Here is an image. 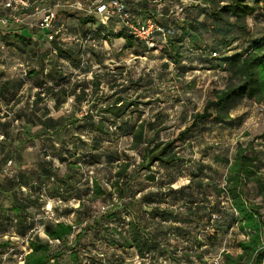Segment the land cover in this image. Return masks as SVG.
Listing matches in <instances>:
<instances>
[{
	"label": "rangeland",
	"instance_id": "1",
	"mask_svg": "<svg viewBox=\"0 0 264 264\" xmlns=\"http://www.w3.org/2000/svg\"><path fill=\"white\" fill-rule=\"evenodd\" d=\"M102 1L110 0H54L57 15L55 28H62V31L57 34L53 32L54 38L51 39L49 35L52 32L47 30V60L42 58V70L47 68V73L41 74V69L38 72L35 68L36 65L41 67V59H31V51L21 58L18 72H0V96L4 99H7L8 95L3 96L2 90L6 91L7 87L11 89V82L17 79L20 85L39 83L44 81L43 78L47 79L46 86H41L33 92L34 103L25 100L20 106L21 110L27 112H22L23 119L15 123L17 128L26 129L25 131L31 129L36 135L34 139L22 142L18 156L23 159L19 162L23 169L24 165L32 167L23 176L34 180L37 187L39 184L47 185V191L34 195L33 199L40 205H36L35 210H27L32 222V225L28 226V234L33 233L35 237L46 241L49 238L42 231L45 222L59 220L75 223L80 216V204L84 201L92 207L93 214L97 216L109 211L114 203L118 204L122 213L117 222L112 223L117 224L120 229H127L130 216L123 211L124 206L121 203L125 205L145 195L152 199L165 196L170 193L171 184L175 188L184 187L195 171V165L200 164L203 158L210 163L217 155L215 152L231 154L232 148L237 146L235 140L246 133L257 137L264 131V100L248 95L232 112L237 118L234 126L215 124L210 119L193 129L185 140L179 141L182 162L168 167L157 164L153 168L158 177L156 182L147 179L145 174L149 172H137L142 149L132 147L133 136L129 134L132 127L141 120L155 121L156 128L160 129L158 136L161 139L176 138L182 129L190 125L193 114L202 111L207 101L213 99L214 89L224 88L228 84L232 75L231 58L245 48L248 38L239 37L231 47L226 46L222 36L215 32V19L210 14H202L197 22L204 26V46L212 51L217 50L218 55H205L200 50H192L190 41L186 40L179 63H176L169 56L167 37L169 34L174 37L179 35L172 22L173 15L175 16L173 12L176 10L174 5L181 4L182 2L178 3L180 0H174V4L170 3V6H167L169 10L163 11L164 16L155 15L157 20L165 25L166 32L155 37L154 45L149 46L144 40L134 36V46L130 48L125 47L126 40L120 35L132 34L124 19L113 7H110L111 16L106 24L100 20L102 15L98 18L93 16L95 8ZM133 1L127 2L131 5L129 8L134 11L136 6ZM26 2L32 4L28 0ZM43 5L44 2L40 1L31 6L35 9L34 16L32 15L34 25L41 23L45 9ZM134 12L137 13L136 10ZM91 18L94 21H85ZM249 19L254 32L252 37H260L264 33V20L255 17ZM7 62L5 60L1 64L7 65ZM94 80L101 82L96 91ZM84 90L87 96L79 102L76 95ZM116 93L135 98L139 103L138 107L131 108L119 121L124 123L126 128L117 132L115 124L112 123V116L103 113L100 108L109 96ZM10 94L14 92L10 91L9 96ZM8 99L10 101L7 105H10L11 96ZM11 110V106H5L0 112L9 115ZM41 113L46 114L45 119L41 118ZM86 115L87 120L77 124L69 122V119ZM103 117L106 118L104 132L97 137L93 124ZM9 121L11 120L0 119V135L5 134L1 128L2 123ZM23 124L25 127H22ZM12 131L11 128L10 132ZM146 133L152 136L154 131L148 128ZM4 136L5 138L0 140L1 147L2 141L7 142L9 146H15L20 141V138L14 135L10 138L8 135ZM96 138L101 142L97 143ZM27 145L32 147L26 149ZM207 150L211 151L209 155L204 154ZM110 157L116 161H112ZM122 161L130 162L127 173L132 176V182L127 196L120 201V194H112V183L116 181L115 175ZM47 170L50 171L49 175ZM51 177H55L54 182ZM127 177L125 175V179L120 180V183H125ZM94 179H98L101 186L109 189L111 193L89 202V197L93 195ZM50 182L53 183L51 189L57 194L50 191ZM56 182L64 188V194L61 196L57 188L61 186ZM185 193L192 198L201 197L197 195V190L186 189ZM134 204H137L135 211L139 213L143 224L148 226L153 234L161 237L166 235L163 239L173 245L170 256H175L174 258L169 255L161 256L158 252L141 258L135 248L125 249L111 245L106 238L107 233H111L110 229L92 228L87 231V236L75 252L78 258L75 260L70 251L66 250L61 257L62 264H222L225 246L229 247L232 253L238 251L234 239L240 238V234L229 229L226 224L222 228L215 224H206L207 219L203 211H200L202 216L197 215L193 218L195 220L191 219L186 223L163 222L141 212L142 207L140 208L138 203ZM185 210L184 207L183 211ZM201 218L203 219L199 222ZM91 223V218L85 219L82 226L87 227ZM176 227L185 228L186 235L180 236ZM31 228L34 231H31ZM19 231L17 230V233L20 234ZM188 238L195 243L202 240L203 248L197 250L194 245L191 247L192 243L186 241ZM11 241L18 243L19 248L13 251L7 249L9 255L6 264H24L25 242L21 237ZM51 243L55 250L62 248L60 242ZM197 251L203 253L202 261L196 257ZM11 254L16 256L11 257ZM182 257L188 261H183Z\"/></svg>",
	"mask_w": 264,
	"mask_h": 264
},
{
	"label": "trees",
	"instance_id": "2",
	"mask_svg": "<svg viewBox=\"0 0 264 264\" xmlns=\"http://www.w3.org/2000/svg\"><path fill=\"white\" fill-rule=\"evenodd\" d=\"M28 1L32 4H38L40 1L45 2V0ZM110 1H102L100 4L109 3ZM127 1L122 0L127 10L131 12L134 20L139 21L142 18L140 22H145L147 19L152 18L163 29V32L157 31L155 37L159 34H165V25L158 21L155 16L156 14L150 12L149 9L150 3L164 0H139L145 2L142 7L137 6L139 2L135 5L133 1V4L136 6L134 9L137 13L140 12L138 14L134 12L135 10H132L133 8H129L131 5ZM178 3H181V0ZM193 3L200 6L199 11L194 12L196 14L195 17L197 16L200 19V15L210 14L215 19V32L222 36L223 43L226 46L231 47L242 36H247L248 41L245 48L231 58L232 67L230 68V72L232 75L228 84L224 88L214 89L213 99L207 101L202 111H197L193 114L190 125L182 129L176 138L161 139L158 136L160 129L156 128L155 121L141 120L132 127V130L129 132L133 136L132 147L142 149L141 161L136 167L137 172H149L145 176L153 182H156L158 179L157 174L153 171V168L157 164L168 167L182 162L183 156L179 150L178 142L185 140L192 130L197 128L201 123L212 119L215 124L234 126L237 118L232 116V112L241 104V101L245 97L251 95L258 97L259 100H264V33L260 37H252L254 32L249 23L251 16L264 20V0H191L188 2L183 0L179 5H184L185 12L186 7H189ZM179 5H174L176 10L173 12L175 16L173 15L172 22L173 28L178 31L179 35L174 37L169 34L167 37L170 46L168 50L169 56L176 63H179L186 40L190 41L192 50H200L203 54H210L211 56L213 53L218 54L217 50L212 51L209 47L204 46V26L197 22L200 20L179 17L184 14V12L177 11ZM168 10L166 6L164 11L167 12ZM18 12H26V9L19 10ZM137 17L140 19L138 20ZM5 18L13 19L9 16ZM89 20L94 21L92 18L85 21ZM43 30L47 33L48 29ZM120 36L126 40L125 47L130 48L134 46V35L124 34ZM93 84L96 91L100 87L101 82L94 80ZM86 96L87 93L84 90L76 95V99L80 102ZM138 106L139 103L135 98H128L121 95V93H116L109 96L106 103L100 108L103 113L112 116V123L115 124V131L117 132L123 131L126 128V125L119 121L126 116L131 108ZM87 118L88 115L74 117V119H69V122L77 124L80 121L87 120ZM104 120H106L105 117L93 124L97 137L104 132ZM148 128L154 131L152 136L147 135ZM249 135L248 133L245 134V136ZM247 140V142H237L231 158L227 154L215 152L217 155L214 156L213 162L224 164L228 167L224 185H221L217 180L219 173L215 172L213 168L211 170L213 174H210L207 177L208 179H205V167L210 169L212 166L201 164L202 166H199L201 171L198 170V172L192 173L189 182L184 187L175 188L171 184V188H169L170 193L165 194V196L152 199L148 195H145L140 199H134L133 202L129 201L128 204L124 205V203H121L124 206L123 211L130 216L126 225L127 229L125 230L120 229L117 224L112 223V221L117 222L122 213L119 210L118 204L114 203L109 211H106L101 216H97L93 214L92 207L88 206V203L84 201L80 204V208L78 209L80 216L75 223L59 220H56V222H45V234L49 238L48 241L43 238H37L35 234L30 233L27 242L28 251L24 255V264H62L61 257L65 254L66 250H69L76 260L78 255L75 252H77L80 242L87 236V231L92 228L110 229L111 233H107L106 238L111 245H118L125 249L135 248L141 258L153 252H158L161 256H170L174 248L172 247L173 245L169 241L165 242L163 237H166V235L163 234V237H161L160 235L153 234L148 226L143 224L139 213L135 211L137 204H134V202L138 203L140 208L142 207L141 212L161 219L163 222L186 223L191 219L195 220L193 218L197 215L202 216L200 211H203L205 219H207L206 224H215L219 228H222L226 224L229 229H232L233 225H237L239 233L245 235L243 239H235V246L240 248L241 251L238 253L223 251L222 264H264V131L257 137ZM96 142L100 143L101 141L96 138ZM21 149L22 143L19 144L15 154L20 155L19 151ZM1 150H3V145L2 147L0 146V152ZM110 159L116 161L112 157ZM129 163V161L120 162L119 170L115 175L116 181L112 183L114 188L112 194H120V201L127 196L128 188L132 182V176L127 173L130 166ZM49 174L50 171L47 170V175ZM125 175L128 176L127 180L125 183H120V180L125 179ZM25 179L26 177L23 176V180ZM50 179L54 182L55 177H51ZM8 183L13 184L11 179L8 180ZM56 183L60 185L59 182ZM44 185L47 189V185ZM52 185V182L48 184L50 191H53L51 189ZM60 186L57 188H59L61 196L64 194V188L62 185ZM186 189L197 190V195L201 197L192 198L191 195H186ZM19 190L21 191H16L12 194L22 199L23 202L15 201L16 198L13 199L15 201L13 208L18 213L20 235L27 236V231L30 229L28 226L32 225L31 219H28L30 214H28L27 209L32 206V203L35 207L40 204L36 199H33L34 196L29 199L31 193L27 194L21 188ZM54 193L57 194L56 192ZM110 193L109 189L101 186L98 179H94L93 195L89 197L88 201L93 202L95 199L106 197ZM225 199L230 203V208L233 211L232 214L230 211L225 212L223 209L222 202ZM212 200H215L214 203H212ZM184 207L186 208L185 211H183ZM90 218L92 219L91 225L83 227V221ZM202 219H199V222ZM176 229L180 233V236H185L187 233L185 228L176 227ZM10 241V239L1 241L0 247L7 248L10 246ZM52 241L60 242L62 248L55 250L51 243ZM186 241L187 243H192L191 247L194 245V248L197 250H201L204 245L202 240L195 243L188 238ZM170 257L174 258L175 256L171 255ZM196 257L202 261L203 253L197 251ZM184 258L182 257V260L187 262L188 260Z\"/></svg>",
	"mask_w": 264,
	"mask_h": 264
},
{
	"label": "crops",
	"instance_id": "3",
	"mask_svg": "<svg viewBox=\"0 0 264 264\" xmlns=\"http://www.w3.org/2000/svg\"><path fill=\"white\" fill-rule=\"evenodd\" d=\"M9 0H0V72H8V73H14L18 72L19 70V65L21 64V58L25 57L27 54H30L31 52L33 54H30V58H34L35 60L41 59V67H38L36 65L35 68H37L38 72L41 69V74H46L47 71L42 70L43 67V62L42 58L44 61L47 60V33L45 30L40 28V25H34L32 23L34 21L33 19V11H35L34 7L29 8L26 10V12H18L15 11L14 9L7 7L6 3ZM26 1V0H24ZM183 0H181L182 2ZM134 4L137 5L138 7H142L143 4L145 3L144 1H139V0H134ZM178 2V1H177ZM54 0H45L43 7L46 8L47 6H51L52 8H55L56 5L54 4ZM170 3L174 4V0H164V1H157L155 3H150L149 4V9L150 12L158 14L159 16H164L163 11L165 10V6H170ZM156 6V7H154ZM164 6V7H163ZM40 7V6H39ZM41 8V7H40ZM97 7L95 8V13L93 14L94 17L98 18L101 13L97 12ZM200 9L199 4L193 3L192 5H189V7H186L184 14L179 17H187L192 20V18L196 20H200L197 16L195 17L194 12H198ZM147 11V10H146ZM15 14H20L23 18L22 21L18 22L15 21L11 18L7 19L5 17L9 16L12 17ZM33 15V16H32ZM37 15V14H35ZM146 15V14H145ZM44 16V10H43V15ZM41 17V18H42ZM254 17V16H251ZM250 25H252L250 19H249ZM256 23V22H255ZM38 28V29H37ZM31 51V52H30ZM8 61L7 65H2L1 62L3 61ZM30 64L29 62H27ZM7 67V68H6ZM16 68H18L16 70ZM16 75V74H15ZM44 81L39 82V83H22L20 85L19 79L11 82V89L8 87L5 88L6 91L2 90L3 96H7L8 98L11 96V102L10 105H7L10 101V99H4L3 97L0 96V110L4 109L5 106H11L12 110L11 113L8 112L9 115H4V112H0L2 117L0 118L2 121L4 120H11L8 123H2V129L3 132L5 133L4 135H8L10 138L11 135H14L15 137H19L20 141L17 143L15 146H9L7 145V142L2 141L3 145V150L0 152V239H9L13 240V238H22L23 242L25 244L23 247H25V252L24 254L28 251L27 250V242H28V236H21L19 233H17V230H19L20 222L18 220V213L15 211L13 208L15 205V201H21L23 202L22 199L18 198L17 196L13 195L12 193L16 191H21L19 188H21L25 193H31L29 195L30 197L33 198L35 194H40L41 192L47 191L46 186L44 184H39V187L35 184L34 180H30L29 177L25 180H23V176L19 175L20 173L27 174L32 167L24 165H21L19 162L23 159L15 154V152L18 149V146L20 143L25 142V140H31L35 138V133L29 131H25L23 128L19 129L15 126V123H19L20 119H23V113L22 112H27L26 110H21L20 106L24 103L25 100H28L29 102H33L34 100V95L33 92L35 93L36 90H38L41 86H46L47 79L43 78ZM15 82V83H14ZM14 92V94H10L9 92ZM20 96H22L20 98ZM34 103V102H33ZM30 105V104H29ZM31 106L34 107L33 104ZM44 112V110H43ZM46 114L41 113V118L45 119L44 116ZM232 116L234 117L233 113ZM16 121L14 122V119ZM12 125V126H11ZM22 127H25V124L22 125ZM13 129L12 132H10V129ZM16 128V129H14ZM22 138H24L22 140ZM252 138V135L249 136H242L240 139L235 140L237 143L238 141H243ZM1 146V145H0ZM30 145H27L26 149H30ZM11 149L12 152H9L8 150ZM231 154L227 153V156L230 158L233 156V152L235 151V148L233 147L231 150ZM9 152V153H8ZM211 151L207 150L204 152L205 155H209ZM15 155V156H14ZM18 156V157H17ZM14 163V165H12ZM201 164L205 165H211L210 169L205 167L204 172L206 173L204 175L205 179H208L207 177L210 176L212 173V168L215 172H218L219 175L217 177V180L220 182L221 185H224L225 183V178L227 175L228 167L224 164L220 163H215L211 161L210 163L206 161L204 158L202 159L201 163L198 165H195L196 168H194L195 171L192 173L198 172V170L201 171V168L199 166H202ZM22 178V180H21ZM11 179L13 184H9L8 180ZM254 189V188H253ZM16 198V199H15ZM15 199V201L13 200ZM214 199V198H213ZM215 200H212V203H214ZM223 209L226 211H230L231 214L233 213L232 209L230 208V203L228 200H223L222 202ZM33 208L34 210L36 209L34 204L32 203V206L29 207L27 210H31ZM263 213H264V208H263ZM234 215V214H233ZM221 218V216H220ZM29 220L31 219L29 215ZM233 230H235L237 233H239V228L237 225H233L232 227ZM33 229H31L32 231ZM42 231L45 234V225H43ZM32 234V233H31ZM240 234V238L236 237L237 239H243L245 238V235ZM34 235V234H33ZM42 236V235H41ZM235 238V239H236ZM234 239V240H235ZM0 240V242H1ZM9 245L7 248L5 247H0V264H6L7 263V258L9 255V252L7 249L13 251L18 247V243L14 241H10ZM237 247V246H235ZM238 248V247H237ZM223 251H230V248L225 246L223 248ZM241 249L238 248V252H240ZM12 256H16L15 254H11ZM10 257V258H11Z\"/></svg>",
	"mask_w": 264,
	"mask_h": 264
},
{
	"label": "built area",
	"instance_id": "4",
	"mask_svg": "<svg viewBox=\"0 0 264 264\" xmlns=\"http://www.w3.org/2000/svg\"><path fill=\"white\" fill-rule=\"evenodd\" d=\"M191 1V0H186ZM35 4H30L28 2H24L20 0H14L12 1H8L6 3L7 7H10L12 9H14L15 11H19L22 9H28L31 6H33ZM113 6L114 9L116 10V12L124 19V21L126 22L129 31L132 35H134L135 37L140 38L141 40H144L149 46L154 45L155 43V33L157 31H162L163 29L161 27V25H159V23H157L154 19L149 18L147 19L145 22H139L137 20H134V17L132 16L131 12L129 10H127L125 4L122 2V0H112L109 3H103V4H99L97 6V12L101 13L102 16L100 18L102 23H106L109 19H110V6ZM38 5H36V9ZM177 11L178 12H183L184 11V5H179L177 7ZM56 12L55 9L52 8L51 6L46 7L44 9V16L41 19V23H40V28L42 29H48L50 30L52 33L49 35V38L53 39L54 38V33H59L60 31H62V28H55V18H56ZM13 19L15 21H22V16L20 14H15L13 16ZM54 32V33H53ZM54 52L57 53V50L54 49ZM214 56H217V53H213ZM5 136L4 135H0V140L4 139ZM58 242V241H57Z\"/></svg>",
	"mask_w": 264,
	"mask_h": 264
}]
</instances>
